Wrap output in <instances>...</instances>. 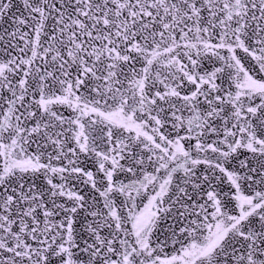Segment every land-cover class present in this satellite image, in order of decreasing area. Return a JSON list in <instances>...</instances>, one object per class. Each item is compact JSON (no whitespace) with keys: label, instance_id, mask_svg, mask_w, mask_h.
Returning <instances> with one entry per match:
<instances>
[{"label":"snow or ice","instance_id":"6c2138e0","mask_svg":"<svg viewBox=\"0 0 264 264\" xmlns=\"http://www.w3.org/2000/svg\"><path fill=\"white\" fill-rule=\"evenodd\" d=\"M0 264H264V0H0Z\"/></svg>","mask_w":264,"mask_h":264}]
</instances>
